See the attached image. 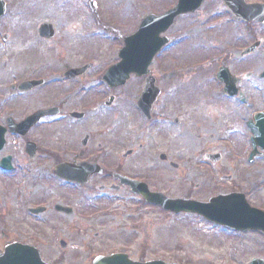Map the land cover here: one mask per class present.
Instances as JSON below:
<instances>
[{
    "label": "flooded vegetation",
    "instance_id": "1",
    "mask_svg": "<svg viewBox=\"0 0 264 264\" xmlns=\"http://www.w3.org/2000/svg\"><path fill=\"white\" fill-rule=\"evenodd\" d=\"M0 1L7 15L0 17V55H11L20 46L21 65L25 66L22 73L14 67L10 83L4 86L1 85L8 78L0 77V131L4 142L0 161L9 159L12 170L6 174L10 181L18 175V183L26 185L22 194L27 205L44 209L39 216L29 215V223L34 230L37 228V232L27 234L29 240L45 241L48 232L66 225L68 239L102 240L99 248L104 253L95 257L116 252L130 256L137 242L144 245L139 238L145 225L149 224L146 230L151 231L153 220H143L144 213L187 217L150 204L143 196L194 199L185 184L184 168L201 159L200 151L197 145L193 161L184 158L181 146L175 144V133L185 125L191 126L185 121H195L199 115L197 104L205 99L226 108L235 103V109L246 114L238 134L233 131L230 138L240 140V133L244 138L243 153L237 158L250 154L248 125L255 115L264 114V0H204L195 14L200 18L204 69L222 91L217 95L210 90L205 93L203 88L196 90L183 80L192 69L179 59L180 51L175 53L173 49L183 43L179 35L172 38L169 34V46L152 59L144 74L130 73L123 85L111 87L114 85L105 83L104 75L108 67L118 63L117 59L106 65L98 62L97 52L88 57L84 52L87 49L79 45L73 48L71 44H54L58 32L66 30L58 27L59 21L49 17L32 21L31 17L19 16L23 0ZM176 1L166 0L165 9L169 10ZM254 5L261 21L252 20L249 10ZM86 7L78 16L85 17L82 23L109 25L108 14L100 3L90 8L86 0ZM11 9L16 17L8 15ZM56 14L75 19L70 12ZM9 18L19 21L8 26ZM71 24V30L78 27L76 21ZM259 63L263 64L260 68ZM225 82L233 96L225 94ZM147 85L150 90L144 99ZM193 125L195 133L199 132L196 129L200 124ZM39 191H65L75 202H66L61 194L34 198ZM104 218V223L99 221ZM45 221H51L50 225H44ZM124 233L129 236L118 243L120 250L105 251L115 246L113 236ZM62 239L65 238L59 240ZM86 248L89 247L83 250ZM88 261L85 257L82 264H90Z\"/></svg>",
    "mask_w": 264,
    "mask_h": 264
},
{
    "label": "rangeland",
    "instance_id": "2",
    "mask_svg": "<svg viewBox=\"0 0 264 264\" xmlns=\"http://www.w3.org/2000/svg\"><path fill=\"white\" fill-rule=\"evenodd\" d=\"M99 1L101 8L108 14L106 18L109 25L103 24L104 27L101 26L103 31L98 27V24H86L85 21L82 23L81 20L85 17H78L87 8L86 0H23L18 7V13L19 16L31 17L30 19L35 22H39L45 17H49L55 22L59 21L58 27H64L66 30L58 32L54 44L62 47L71 44L73 48L79 45L84 50L87 49L84 52L89 54L86 55L88 57L94 56V53L97 52L98 62L107 65L117 59L119 45L122 44L121 34L127 36L135 32L137 21L149 8L155 9L156 14L166 11V6H164L166 0H134V4H132L133 0ZM13 5L15 6V4ZM62 11L74 14L75 19H64V16H69L68 14H56V12L62 13ZM10 14L16 17L15 10H12ZM67 20L70 23L65 24L64 21ZM18 21L16 18H9L6 24L11 26ZM73 21H76L78 27L71 30ZM174 27L168 31V34L172 37L179 35V38L181 34L184 41L180 46L173 47V49H176L175 53L180 51L178 52L180 58H178L184 60L183 63L192 69L190 73L185 74L183 80L192 83L196 90L203 88L205 93L210 90L212 95L221 94L222 91L216 80L212 78L207 69H204L200 18L197 15L180 18ZM106 28L107 31H104ZM109 28L115 32L110 31ZM110 32L117 33V36H113ZM32 37L33 34L30 35V39ZM99 50L104 53L101 54ZM21 51L20 46H16L11 55H0V77L8 78L1 86L10 83L9 75L14 67L19 73L24 71L25 66L24 64L21 65L23 62ZM256 56L259 55L256 54ZM80 58L82 59L81 56ZM177 63L182 64L181 62ZM260 65L263 66L259 63L257 67L260 68ZM234 104L230 103L226 108L225 105L211 103L205 99L204 102L197 104L199 115L195 121L192 118L193 123L200 124L201 130L198 127L196 131L199 132L195 133L192 121L187 119L185 123L191 126L185 125L182 130L179 131L178 129L175 133V144L181 146L185 155H183L184 158L193 161V154L196 152L197 145L200 151L201 159L197 158L194 163H189L184 168L185 179H187L185 184L189 188L192 198L196 200H207L209 196L224 195L231 193V191L243 192L252 207L263 211L264 158L258 159L251 166L244 160L235 163L231 160V154L224 151L225 143H221L223 136L227 137L230 140L229 143L231 142V147L233 145L239 156L243 153L242 142H244V138L241 133L240 140L230 138V135L233 131L238 134V126L245 121L247 116L244 112L237 111ZM257 109L259 107L255 108V110ZM228 128L231 130L229 131ZM210 135L214 139H211ZM245 141L249 142L246 138ZM207 152L212 154L219 152L223 157L216 163V166L212 167L209 163L203 162V156ZM17 176L10 181V177L0 172V253L6 244L20 241L38 248L42 258L50 264H82L85 257L90 262L95 253L101 250L99 246L102 240H95L94 237L68 239L65 232L67 228L64 224L58 230L54 228L55 230L48 232L45 241L36 242L28 239L27 233H35L37 228L34 230L33 224L27 220L25 211L27 203L21 194L25 192L26 185L19 184ZM230 176L232 177L230 183L222 180V177ZM197 186H200L198 190ZM64 192L39 191L38 195H34V198H46L52 194H61L66 202L74 203V197L69 200L68 195ZM26 197L28 198V196ZM142 219L153 220V223L151 224V231H147L150 228L149 224L145 225L142 237L139 238L140 242L144 241V245L142 246L141 243L137 242L132 247L135 249L130 250V256L136 261L147 262L148 260L161 259L166 263L176 262L178 264H248L255 258L264 260V235L258 232L237 233L226 228L204 226L205 223L202 219L192 216L175 219L155 211L144 213ZM105 220L104 218L99 221L104 223ZM51 221L54 223L55 220L52 219ZM70 221L71 219L67 220V222ZM50 222L45 221L43 224L49 226ZM61 229L62 232L60 233L59 230ZM128 236L129 233L113 236V239L116 238V243H113L115 246L106 248L105 251L114 252L118 250L120 246L118 243L125 241ZM63 237L65 239L62 240L66 242L67 248L61 250L58 243L61 241L59 239ZM105 237L106 235L102 238L103 242ZM135 238L137 239V235ZM85 246L89 248L83 250Z\"/></svg>",
    "mask_w": 264,
    "mask_h": 264
},
{
    "label": "water",
    "instance_id": "3",
    "mask_svg": "<svg viewBox=\"0 0 264 264\" xmlns=\"http://www.w3.org/2000/svg\"><path fill=\"white\" fill-rule=\"evenodd\" d=\"M201 0H178L176 7L169 10L164 15L154 17L148 16L145 18L138 28V32L125 39V46L121 50L119 57L120 63L108 70L105 80L112 82V85L119 86L129 76L131 72L137 75L144 74L145 68L150 63V59L159 52L168 40L160 38L159 34L166 32L172 25L174 20L180 15L190 14L199 8ZM0 15H2V6L0 5ZM144 89V99L146 95ZM225 92L233 94L229 85L226 82ZM255 120L259 123V117ZM254 137L253 149L257 146L264 149V129L261 126L252 128ZM252 157V156H251ZM213 158V164L216 163L220 155L208 156ZM3 167V163H2ZM69 180V179H67ZM147 199L152 204H157L163 209H170L175 213L187 212L201 215L208 221L219 224L229 229L257 230L264 233V214L256 209H251L247 205L244 195L231 194L230 196H220L216 199H211L208 204L197 203L192 200H170L160 198L159 195L148 196ZM38 213V212H35ZM61 248H65V244L60 243ZM0 264H45L40 258L38 251L34 247H28L21 244H10L0 256ZM93 264H136L132 263L126 256L116 255L105 258H97ZM140 264V263H138ZM148 264H165L163 262H148ZM249 264H264L263 260L255 259Z\"/></svg>",
    "mask_w": 264,
    "mask_h": 264
}]
</instances>
